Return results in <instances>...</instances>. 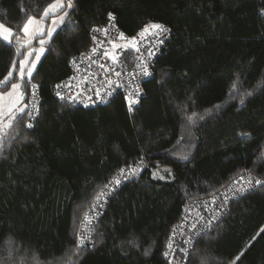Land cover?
Returning a JSON list of instances; mask_svg holds the SVG:
<instances>
[{"label":"trees","instance_id":"16d2710c","mask_svg":"<svg viewBox=\"0 0 264 264\" xmlns=\"http://www.w3.org/2000/svg\"><path fill=\"white\" fill-rule=\"evenodd\" d=\"M54 2L0 0V23L12 31L0 39V80L13 73L0 96L18 81L23 96L0 122V264H171L169 239L190 206L208 207L244 174L263 184L239 192L182 261L264 264V0H71L20 79L24 25ZM112 19L129 35L150 24L171 31L141 104L129 110L122 93L93 108L62 102L55 84L94 45L91 29ZM31 83L42 99L35 121ZM141 161V175L108 199L93 244L78 246L101 190Z\"/></svg>","mask_w":264,"mask_h":264},{"label":"built area","instance_id":"2783aa9c","mask_svg":"<svg viewBox=\"0 0 264 264\" xmlns=\"http://www.w3.org/2000/svg\"><path fill=\"white\" fill-rule=\"evenodd\" d=\"M163 26L167 31L154 29L152 33L150 28L143 37L137 35L142 29L134 35L120 32L114 19L107 26L93 27L90 33L93 38L95 37L94 45L88 51L74 57L70 62L68 76L55 84L59 98L63 97L61 101L78 107L93 108L106 104L114 94L122 93L126 96L128 105L129 101H137L131 105V110L136 109L144 97L145 83L154 75L156 59L171 34L169 28L166 25ZM97 29L99 31H96ZM121 33L124 34V38H120ZM132 37H136V40L132 41ZM133 43L139 48L138 52L132 47ZM94 48L95 52L92 51ZM105 52L109 55H105ZM113 56L116 57L115 61L112 59ZM145 69L148 75L144 74ZM116 73L120 75L117 76ZM41 102L39 86L31 83L26 108L32 121H35L39 115ZM122 169L104 186L80 221L78 236L79 239L84 240L82 246L93 244L97 221L106 209L108 199L113 192L124 182L138 178L145 167L141 161ZM131 169H135V172L133 173ZM251 179L249 174L236 178L228 188L212 199L213 202L208 207H201V204L197 203V210H195L193 204L190 206L184 217V223L173 229L169 239L171 247L168 258L172 259L171 264L184 263L182 258L184 256L185 259L192 251L196 238L209 232L213 227L212 223H217L224 217L228 204L239 192L263 184H257ZM116 180L120 183L117 184ZM177 252H180L181 259H174Z\"/></svg>","mask_w":264,"mask_h":264},{"label":"rangeland","instance_id":"374dc122","mask_svg":"<svg viewBox=\"0 0 264 264\" xmlns=\"http://www.w3.org/2000/svg\"><path fill=\"white\" fill-rule=\"evenodd\" d=\"M62 2L65 6L62 8L58 7L55 10V12L50 13L48 15L49 16L48 19L46 17L43 18L42 20H37L33 18L35 22L32 24H29L28 32L27 33L24 32V35L21 38V45L22 47H24V49L22 51L23 55L20 58V67H21V62L24 61L25 62L24 63V78L25 77L29 78L31 76V75L30 76L28 75V70L30 69L31 74L33 73L35 68L38 66L40 60L42 59L43 55L45 54L46 44L49 42V40L55 34V32L65 23V20H66L67 14L70 11V8L66 7L65 0H62ZM60 9H62V11L60 13H57ZM61 16L64 17L63 23L60 20ZM4 28L9 29L6 26H4ZM50 29L52 30L51 35L48 34ZM5 34L7 35L8 33L5 32ZM11 38H12V31H11V36H10L9 41H11ZM41 40H44L45 43L41 44L40 43ZM29 53H31V55ZM18 74H19L20 79H22L21 74H20V69L18 70ZM12 84H19L20 87L18 89H13ZM7 89L8 90L0 96V122L2 121L4 122V120L6 121L7 119L8 120L11 119L10 114L6 116L7 112L4 108L10 111L11 106L21 107L20 103L17 105L16 103L20 100L19 97L21 96L22 82L20 81L11 82Z\"/></svg>","mask_w":264,"mask_h":264},{"label":"snow or ice","instance_id":"6c2138e0","mask_svg":"<svg viewBox=\"0 0 264 264\" xmlns=\"http://www.w3.org/2000/svg\"><path fill=\"white\" fill-rule=\"evenodd\" d=\"M64 6H65V5L63 4L62 0H55L54 3L49 4V5L44 9V16L47 17L50 13L55 12V10H56L58 7L62 8V7H64ZM66 6L69 7V8L72 6V5H71V0H68V3H67ZM65 15H66V13H65ZM109 16L111 17V13L109 14ZM60 20H61V22L63 23L64 17L61 16V17H60ZM34 22H35L34 19H33L32 17H29V18H28V21H27V22L25 23V25H24L23 31H24L25 33H27V32H28V28H29V24H32V23H34ZM150 28H153V29H159V30H161V31H167V29H165L163 25H160V24H150V25H145L144 29H142V31H141L140 33H138L137 35L140 36V37H143L144 34H145L146 32L149 31ZM51 31H52V30L50 29V30H49V33H48L49 35H51ZM96 31H99V29H97ZM5 32H7L8 34L6 35ZM10 36H11V30H10V29H6V28H4V26H3L2 24H0V39H3V40H5V41H9V40H10ZM120 38H124V34H123V33L120 34ZM93 39H95V37H94ZM131 40H132V41H135V40H136V37H132ZM40 43H41V44H44L45 41H44V40H41ZM114 46H115V45H114ZM132 47H133L137 52L139 51V48L136 47L135 43L132 44ZM92 51L95 52L96 49L94 48ZM29 54L31 55V53H29ZM104 54H105V55H109L107 52H105ZM151 54H152V53H151V51L149 50V55H151ZM112 59L115 61V60H116V57L113 56ZM24 63H25V62L22 61V62H21V67H20V74H21V78H22V79L24 78ZM13 65L15 66V62H13ZM144 74H145V75H148V72L146 71V69L144 70ZM12 75H13L12 71H9L8 75L5 76L3 80H0V86L6 84V83L9 81V78H10ZM28 75H29V76L31 75V70H30V69L28 70ZM116 75L119 76L120 73H116ZM19 87H20L19 84H12V88H13V89H18ZM33 87H35V86H33ZM57 87H60V86L57 85ZM235 87H236V86H235V84H234V85H233V88H235ZM138 91H139V90H137V92H138ZM9 95H10V93H9ZM57 95L59 96V93H57ZM97 95H99L98 92H97ZM130 95H131V94H130ZM22 98H23V96L21 95V96L19 97V99H22ZM61 99H63V97H61ZM135 102H137V101H129V110H131V105H132V103H135ZM24 111H25L24 108H20V109H18V112H19V113H23ZM9 126H10V125H9ZM28 126L31 127V125H28ZM184 158L187 159V157H184ZM123 171H124V170L122 169L121 172L123 173ZM131 171L134 173V172H135V169H131ZM154 175H155V174H154ZM116 183L119 184L120 181H119V180H116ZM256 183H257V184H261L262 182L259 181V180H257ZM83 243H84V240H83L82 238H81V239H78V246H79V245H82ZM169 247H171V245H169ZM165 255H167V253H165Z\"/></svg>","mask_w":264,"mask_h":264}]
</instances>
